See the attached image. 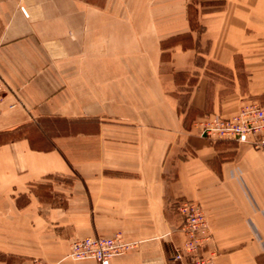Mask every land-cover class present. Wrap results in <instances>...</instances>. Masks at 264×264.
Wrapping results in <instances>:
<instances>
[{
    "label": "crops",
    "instance_id": "0c3cea01",
    "mask_svg": "<svg viewBox=\"0 0 264 264\" xmlns=\"http://www.w3.org/2000/svg\"><path fill=\"white\" fill-rule=\"evenodd\" d=\"M264 105V0H0V252L186 264L178 200L206 216L211 264H264V150L199 121Z\"/></svg>",
    "mask_w": 264,
    "mask_h": 264
},
{
    "label": "built area",
    "instance_id": "2783aa9c",
    "mask_svg": "<svg viewBox=\"0 0 264 264\" xmlns=\"http://www.w3.org/2000/svg\"><path fill=\"white\" fill-rule=\"evenodd\" d=\"M198 125L200 135L208 140L235 141L246 143L254 150H264V105L245 103L230 117L203 118ZM174 208L180 216L179 230L184 241L173 248V260L186 264H211L212 257L205 254L211 234L200 204L181 199L175 202ZM135 247V242H127L119 234L110 238L87 237L73 240L67 257L74 261L93 260L97 264H110L112 258ZM33 264L47 263L36 261Z\"/></svg>",
    "mask_w": 264,
    "mask_h": 264
},
{
    "label": "rangeland",
    "instance_id": "374dc122",
    "mask_svg": "<svg viewBox=\"0 0 264 264\" xmlns=\"http://www.w3.org/2000/svg\"><path fill=\"white\" fill-rule=\"evenodd\" d=\"M36 261H42V260L34 259L31 260L29 263H24L20 256L11 255V254L5 255L0 252V264H33Z\"/></svg>",
    "mask_w": 264,
    "mask_h": 264
}]
</instances>
